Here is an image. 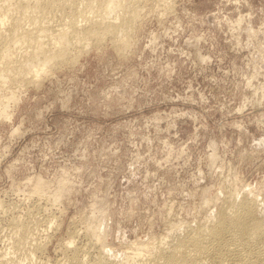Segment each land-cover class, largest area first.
<instances>
[{
	"label": "rangeland",
	"instance_id": "rangeland-1",
	"mask_svg": "<svg viewBox=\"0 0 264 264\" xmlns=\"http://www.w3.org/2000/svg\"><path fill=\"white\" fill-rule=\"evenodd\" d=\"M165 2L141 0L126 49L109 37L38 82L6 84L4 264L25 255L12 246L17 220L42 221L36 260L53 264L73 230L87 243L93 220L121 258L210 222L227 195L264 207V0Z\"/></svg>",
	"mask_w": 264,
	"mask_h": 264
},
{
	"label": "bare ground",
	"instance_id": "bare-ground-1",
	"mask_svg": "<svg viewBox=\"0 0 264 264\" xmlns=\"http://www.w3.org/2000/svg\"><path fill=\"white\" fill-rule=\"evenodd\" d=\"M169 3L166 8L173 2ZM141 5V0H0V113L5 112L1 111V107L4 109L16 96L13 91H7L10 88H6L8 82H38L52 67L76 57L74 52L86 47L89 49L92 43L101 44L109 37L118 45L117 48L128 47L131 44V32L141 17ZM170 7L172 9L173 5ZM37 183L33 185L37 186ZM58 197L59 194L53 196L55 200ZM220 201L219 210L213 216L215 219H209L210 222L186 225L184 232L178 233L173 240L167 242L165 236L160 237L159 244L148 247L146 243L141 244L146 249L129 250L121 258H111L106 252L102 236L98 234L100 224L93 220L97 228L93 223L86 226L85 234L89 237L86 238L87 243L75 245L77 230H73L68 242L62 246V256L56 258L53 264H264V207L261 202L248 195L240 199L227 195ZM19 221L13 223L12 218V228L15 227L11 233L12 246L25 250H22L25 255L19 260L16 258L14 263L9 259L10 263L47 264L36 260V252L44 248L45 244L36 231L42 221H35L34 224ZM94 237L97 240L101 238L103 244L99 245ZM3 261L0 264H4Z\"/></svg>",
	"mask_w": 264,
	"mask_h": 264
}]
</instances>
